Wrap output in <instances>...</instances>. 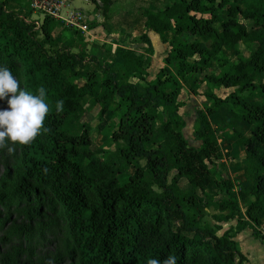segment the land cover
Masks as SVG:
<instances>
[{
    "label": "trees",
    "instance_id": "obj_1",
    "mask_svg": "<svg viewBox=\"0 0 264 264\" xmlns=\"http://www.w3.org/2000/svg\"><path fill=\"white\" fill-rule=\"evenodd\" d=\"M88 2L110 20L111 0ZM13 6L20 9L19 0H0V66L25 90L44 86L53 110L44 122L50 133L27 146L16 144L17 196L0 208L24 199L38 206L28 210L27 220L40 218L43 210L55 214L77 264H146L169 254L177 264H243L236 235L248 229L264 243V0H167L161 10L144 9L140 41L146 56L109 46V62L90 55L79 32L60 42L68 30L61 22L45 15L37 27ZM149 32L169 48L165 67L152 80ZM183 34L193 41L182 40ZM239 45L249 51L248 59L239 58ZM187 83L233 90L225 98L208 94L196 111L197 148L184 138L179 114ZM61 99L58 114L54 102ZM96 107L99 122L111 120L103 132L111 145L100 154L91 150L92 128L81 122ZM242 125L248 135L238 131ZM217 130L233 135L244 156L245 183L235 195L234 184L215 171L229 157ZM210 208L220 213L216 222L235 226L220 236L202 226L198 215ZM28 239L26 234L23 241Z\"/></svg>",
    "mask_w": 264,
    "mask_h": 264
},
{
    "label": "rangeland",
    "instance_id": "obj_2",
    "mask_svg": "<svg viewBox=\"0 0 264 264\" xmlns=\"http://www.w3.org/2000/svg\"><path fill=\"white\" fill-rule=\"evenodd\" d=\"M92 6V5H91ZM26 11L25 16H20L27 18L29 21H37L40 23L43 19V15L35 12L30 7V2L23 8ZM91 11H84L87 14L93 13L94 7L92 6ZM242 22V21H241ZM244 24V22H242ZM63 25V23H62ZM66 29L70 26L63 25ZM71 28V27H70ZM103 29H99L97 32L92 33V38H85L87 42V52L90 55H96L97 59H102L104 62H109L110 54L104 52L106 43H113L114 33L108 31L105 26ZM65 35V34H64ZM94 37V38H93ZM189 40L193 39L189 35ZM103 43H99V42ZM155 47V46H154ZM145 47L140 49L134 48L133 50L138 53V50H143ZM169 48L164 49L161 47L158 49L155 47L154 55L152 60L147 57L150 61L151 68L148 70V80L154 79L156 73L163 67H165L164 58L168 53ZM240 56L239 58L248 59L249 51L245 50L243 46H239ZM225 54L231 60L236 59V56L225 50ZM169 72L171 68H167ZM213 92L220 98L227 97L233 90H211L205 85L199 89L198 95L194 94L191 89L185 85L183 91L179 97V101L184 102V108L179 111L180 116L186 120L187 128L184 129V137L188 140V144L191 147L197 148L199 146L193 140V121L196 118V111L202 106H205L206 98L202 95L204 92ZM247 93H244L246 96ZM257 97V96H256ZM231 103L226 107V111L229 110ZM7 102L0 100V109L7 108ZM99 108H94L91 112L86 113L81 122L89 125L92 128L91 138L93 145L91 146L92 152L100 154L105 148L110 147L111 142L108 138L103 135L104 130L111 124L110 116L99 122L97 120ZM162 119L165 118L164 114H161ZM240 131L244 135L249 134V129L247 130L243 127H239ZM228 141L223 140L224 137L220 136V131L217 130V137L219 142H221V149L224 155H229L225 157L223 161L215 168L216 173L222 180L229 179L232 184H234L235 191L244 184L242 178L241 165L244 162V156L242 152L236 150L234 145L233 135L231 136L229 132ZM9 147L13 151L9 152L8 148H0V202L4 204L8 198L16 200L17 184L16 181L20 177V171L17 170L15 165V158L18 154L16 145H12L9 142ZM233 152V154L231 153ZM231 161V162H230ZM239 163V167L235 163ZM122 182L126 181V177L121 178ZM232 193L233 195H235ZM215 192V187L212 184L210 188V193ZM40 196V201H46L47 196L42 192H37ZM225 194V197L229 195ZM37 205H29L22 199L19 204L13 203L10 206H6L4 209L0 208V264H77L76 254H72V247L67 240L66 231L61 222L57 219L55 214L47 210H43L42 216L39 218H33L32 220L26 219V213L28 210H37ZM220 213L215 211L213 208L205 209L198 218L201 221L202 226L207 225L212 228L218 236L222 234L223 231L227 230L230 224L222 223L219 224L214 219ZM235 223V222H233ZM217 227L221 228V231H217ZM29 234V239L23 241V237ZM251 239L248 235H244L240 243V249H244L243 252L248 253L249 264H264V246L260 243L255 245L251 243ZM264 245V243H263Z\"/></svg>",
    "mask_w": 264,
    "mask_h": 264
},
{
    "label": "crops",
    "instance_id": "obj_3",
    "mask_svg": "<svg viewBox=\"0 0 264 264\" xmlns=\"http://www.w3.org/2000/svg\"><path fill=\"white\" fill-rule=\"evenodd\" d=\"M111 1H112V7H111L110 20L108 22H105L103 20V18L101 17V15L98 12H96L95 10H93V13H91V14H87V13L84 12L86 10L87 11H91L90 10L91 7L92 6L94 7V5H92L90 2H88V0H62L63 6H62L61 14H62L63 18H65L66 15H68L70 13H80L81 15L86 16L88 18V20L84 23V25L87 27V30L85 32H82L79 29H76V28L71 27V26H70L71 28L67 27L68 30L62 33V35L59 38V41L60 42H65V41H68V40L72 39L74 37V35H75V32H79L80 35L82 36V38H84V39L85 38L86 39L87 38H92V36H93L92 33L93 32H97L99 29H103L104 30L103 26H105L108 31H111V33L115 34V36L113 37V40H115V42L106 43L107 46H105V49H104L105 51L104 52H106V47H109V46L112 47V48L120 46L122 48H126V49H129V50H132L133 52H135L133 50L134 48L140 49L142 47V45H143L141 43V41H140V36L143 33L142 26H143V22H144L143 19H142V16H141L142 10H144V9H158V10H161L167 4V0H111ZM19 2H20L21 8L19 9L18 6H15V7L13 6L14 7L13 9L18 14H20L21 16L27 15L26 11H24L23 8H25L26 5L28 4V2H30V1L29 0H19ZM98 4H99V2H98ZM43 17H44V15H43ZM33 21L35 23H38L34 19H33ZM30 22H31V20H30ZM63 25H65V24H63ZM65 26H67V25H65ZM164 36H165L166 39H171V37H172V35L170 33H166ZM148 37H149V39L151 41V44H152L153 55H154L155 47H157L158 49H160L161 47H164V49L166 48L167 45H164V44L161 43L158 35H156V34H154L152 32H149L148 33ZM188 37H189V34H183L181 36V39L184 40V41H189V42L193 41V39L189 40ZM99 43H103V42L101 41ZM143 47H145V46L143 45ZM145 50H146V47L143 50V52L141 50H138L137 54L146 56L145 55ZM238 50H239V47H238ZM149 58L152 60V57H149ZM150 68H151V66H150ZM185 85H187L191 89V91H194L196 93H199V89L201 87H203V85L196 86L193 83H187V84L183 85V88H184ZM210 93H212V92H208L207 91V92L202 93V95L206 98V103L205 104H207V102L209 101V98L207 97V95L210 94ZM182 108H184V106ZM203 108H204V106H202V108H199V109H203ZM182 119L185 122V128H187L186 127L187 126L186 120L184 118H182ZM193 122H195V121H193ZM241 127L245 128L246 130L248 128L245 125H242ZM184 129L182 131L183 136H184ZM220 136L224 137V139H223L224 141L225 140H227V141L229 140L228 139L229 137H227L222 132H220ZM219 141H221V140L218 139V142ZM219 145H220V148H221V142H219ZM234 145H235V141H234ZM221 151H222V149H221ZM231 153L233 154V152H231ZM242 178H243V176H242ZM243 181H244L243 183H245V179L244 178H243ZM243 185L244 184H242V186ZM235 193H236V191H235ZM226 224H230L231 225V226H229V228L235 226V223H233V222L232 223H226ZM244 235H248L249 238L251 239V241L253 243H255V245H258L257 243H260L262 246H264V245H263V243L261 241L255 240L253 238V236H252L251 231L248 230V229H246L243 232H241L240 234L236 235L234 240H235V242H236V244L238 246V249L246 257V261L243 264H249L250 257L248 256L247 251L243 252L244 249H242V250L240 249L241 246H240L239 241L241 240V238Z\"/></svg>",
    "mask_w": 264,
    "mask_h": 264
},
{
    "label": "clouds",
    "instance_id": "obj_4",
    "mask_svg": "<svg viewBox=\"0 0 264 264\" xmlns=\"http://www.w3.org/2000/svg\"><path fill=\"white\" fill-rule=\"evenodd\" d=\"M0 100L7 102L8 107L0 109V148L12 145L27 146L42 134L51 132L45 127V120L53 110L47 89L39 86L35 93L21 87L20 81L6 66H0ZM55 111L59 114L64 110V101L54 102ZM45 173L47 168L44 169ZM146 264H177L175 254H169L163 261L148 258Z\"/></svg>",
    "mask_w": 264,
    "mask_h": 264
},
{
    "label": "built area",
    "instance_id": "obj_5",
    "mask_svg": "<svg viewBox=\"0 0 264 264\" xmlns=\"http://www.w3.org/2000/svg\"><path fill=\"white\" fill-rule=\"evenodd\" d=\"M30 7L33 11L41 13L42 15H48L67 26L79 29L82 32L87 30L84 23L88 20L86 16L80 13H70L65 18L62 17L61 10L63 6L62 0H29ZM24 18V17H23ZM25 22H30L24 18ZM38 27V23H36ZM264 232V231H263Z\"/></svg>",
    "mask_w": 264,
    "mask_h": 264
}]
</instances>
